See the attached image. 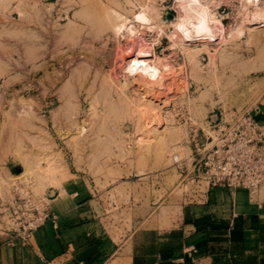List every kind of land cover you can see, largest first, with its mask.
<instances>
[{"label": "rangeland", "instance_id": "obj_1", "mask_svg": "<svg viewBox=\"0 0 264 264\" xmlns=\"http://www.w3.org/2000/svg\"><path fill=\"white\" fill-rule=\"evenodd\" d=\"M246 1L209 0L223 31L183 43L170 36L177 0H0V193L18 178L110 223L176 216L192 182L173 156L189 164L191 128L264 102V21L251 15L264 0ZM111 9L144 38L139 53L167 66L158 84L123 71L139 44L112 30ZM23 155L32 171L19 176Z\"/></svg>", "mask_w": 264, "mask_h": 264}, {"label": "crops", "instance_id": "obj_2", "mask_svg": "<svg viewBox=\"0 0 264 264\" xmlns=\"http://www.w3.org/2000/svg\"><path fill=\"white\" fill-rule=\"evenodd\" d=\"M250 113L264 124L263 101ZM190 187L174 217L153 211L110 223L77 201L53 202L57 227L45 222L26 245L0 236V264H263L264 185L254 198L241 188L197 195Z\"/></svg>", "mask_w": 264, "mask_h": 264}, {"label": "built area", "instance_id": "obj_3", "mask_svg": "<svg viewBox=\"0 0 264 264\" xmlns=\"http://www.w3.org/2000/svg\"><path fill=\"white\" fill-rule=\"evenodd\" d=\"M190 133L189 164H183L180 156L173 163L191 180L195 194L221 186L241 188L250 198L256 196L264 185V124L254 119L250 109H220ZM8 185V192L0 193V236L5 241L26 245L45 222L57 227L49 195H36L30 181L18 178L9 179Z\"/></svg>", "mask_w": 264, "mask_h": 264}, {"label": "bare ground", "instance_id": "obj_4", "mask_svg": "<svg viewBox=\"0 0 264 264\" xmlns=\"http://www.w3.org/2000/svg\"><path fill=\"white\" fill-rule=\"evenodd\" d=\"M247 1L257 5L259 0H247ZM176 3H178L177 7L179 6L180 11H178L179 13H177L178 15L174 18V20L169 22L172 27L170 33L171 34L170 36L172 38L178 37L180 42L184 43L185 41L190 42V41H197L200 39H210L216 36L217 31L220 32L223 31L221 21L215 16L214 12L209 8L208 5L209 0H177ZM258 6L256 7L254 6L255 9L251 12V15L254 19L261 18V21H264V8ZM109 16L112 19L111 21L113 28L112 30H114V32L120 33L123 32V30H125L128 34H130L131 36H135L137 37L136 39H138L137 43L139 44L138 45L139 49L137 48V51L135 50L133 51V53H131V55L129 54L130 56L126 61L123 71H125L128 74H135V75L139 74L142 77L146 78L147 81L158 84L161 81L160 78H162L161 77L162 71L163 69L164 70L167 69V66L164 65L161 61H159V59H157L156 57L153 56L150 57L149 55L139 53L141 50L147 49L146 46L144 45L145 41L144 42L142 41L144 38L141 39V36L137 32L138 30H136L132 24L127 23L128 20L126 17H124L121 13H119L115 9H111L109 11ZM134 19L140 25L148 28L152 27L153 29L151 17L145 11H140L138 13H135ZM241 31L242 29H238L236 31V35H239ZM150 40L152 41V39ZM152 43H154V41ZM150 52H152L153 54V51ZM84 131H85L84 125H81L77 132L83 133ZM174 157L176 156H173V158ZM23 162H24V164L22 165L23 170L19 174V176H23L32 171L33 159H31V157H26L25 155L23 157Z\"/></svg>", "mask_w": 264, "mask_h": 264}, {"label": "water", "instance_id": "obj_5", "mask_svg": "<svg viewBox=\"0 0 264 264\" xmlns=\"http://www.w3.org/2000/svg\"><path fill=\"white\" fill-rule=\"evenodd\" d=\"M11 170H13V172H18V169L17 168L16 169L15 168L13 169V167H11Z\"/></svg>", "mask_w": 264, "mask_h": 264}]
</instances>
